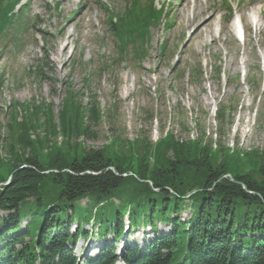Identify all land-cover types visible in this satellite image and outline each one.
<instances>
[{
    "label": "trees",
    "instance_id": "1",
    "mask_svg": "<svg viewBox=\"0 0 264 264\" xmlns=\"http://www.w3.org/2000/svg\"><path fill=\"white\" fill-rule=\"evenodd\" d=\"M14 3L0 0V37ZM159 18L152 0H135L116 22L108 18L121 58L131 46L140 59ZM11 112L6 133H0L2 263L75 264L69 246L87 236L82 225L94 217L100 226L93 235L118 236L128 210L132 226H172L143 252L126 248L128 264H264V150L238 158L225 148L213 152L199 139L179 142L171 135L155 144L117 140L85 149L74 138L93 136L100 113L94 100L82 106L71 92L56 120L51 105L24 104ZM188 207L189 219L171 216ZM22 221L25 231L14 234ZM71 223L77 224L74 233ZM112 255L95 262L112 264Z\"/></svg>",
    "mask_w": 264,
    "mask_h": 264
},
{
    "label": "rangeland",
    "instance_id": "2",
    "mask_svg": "<svg viewBox=\"0 0 264 264\" xmlns=\"http://www.w3.org/2000/svg\"><path fill=\"white\" fill-rule=\"evenodd\" d=\"M27 1L20 23L31 19L34 24L20 33L25 45H14L12 35L0 44V133H6L4 125L11 122L13 106L51 105L56 120L71 92L82 106L94 100L100 113L98 122L91 125L93 136L74 138L85 149H99L117 140L150 141L167 130L179 142L193 138L241 152L264 150V0H205L216 9V38L201 45L200 37L189 35L193 28L186 29L179 20L184 0H172L167 17L152 28L140 59L134 57L131 46L121 58L107 28V15L100 8L101 2H107L119 11L123 0ZM163 1L156 0V6ZM228 6L234 8V15L226 23ZM84 10L86 17L77 19ZM237 15L243 27L247 23L243 43L234 34ZM244 17L257 18L263 26L259 35ZM63 48V60L58 62L57 52ZM230 59L235 65L231 71ZM16 116L20 119L23 113ZM1 154L6 157L5 151ZM184 215L182 211L180 218ZM20 225L19 231L25 221ZM75 229L72 223L69 232ZM156 235L148 233L131 241L142 250ZM86 243L76 241L75 256L81 255ZM121 244L115 246L116 254L122 252ZM98 245L95 248L101 247L100 241Z\"/></svg>",
    "mask_w": 264,
    "mask_h": 264
},
{
    "label": "bare ground",
    "instance_id": "3",
    "mask_svg": "<svg viewBox=\"0 0 264 264\" xmlns=\"http://www.w3.org/2000/svg\"><path fill=\"white\" fill-rule=\"evenodd\" d=\"M66 2L70 3V0H66ZM181 4L182 6L180 7L181 13L179 20L182 22V25L186 29L190 27L193 28L192 32L189 35L198 38L200 37L201 38V39L199 38L200 45L207 42L208 39L215 40L216 29L214 27L217 19L214 17V13L216 12V9L211 8L209 4H205L203 0H184L183 3ZM86 13H88L87 10L81 11L77 19H81V20L84 19L86 17ZM245 20L246 21L250 20L255 35L261 33V31L263 30L262 29L263 26L258 20L252 19V17H247L245 18ZM228 30L232 33L234 32L231 26L228 28ZM69 38H70V34H68L67 39ZM64 50L65 48L57 52L58 62H61L63 60L61 59V56L63 55L62 53L64 52ZM227 66L228 67L230 66L229 67L230 71L235 69L234 61L232 59L228 60Z\"/></svg>",
    "mask_w": 264,
    "mask_h": 264
}]
</instances>
